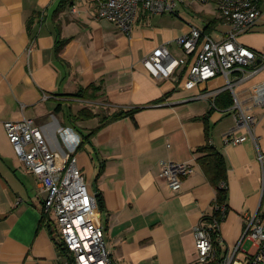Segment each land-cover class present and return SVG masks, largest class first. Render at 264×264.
I'll return each mask as SVG.
<instances>
[{"label": "crops", "instance_id": "obj_1", "mask_svg": "<svg viewBox=\"0 0 264 264\" xmlns=\"http://www.w3.org/2000/svg\"><path fill=\"white\" fill-rule=\"evenodd\" d=\"M191 26H208L215 40L229 30L217 0H180L174 12L162 14L139 9L130 35L98 18L95 0H0V264H70L56 244L59 227L43 210L46 192L5 131L6 121L23 118L35 122L52 150L76 157L114 264H197L194 227L203 214L212 215L216 196L197 150L210 143L227 172L221 250H234L245 216L263 210L257 153L264 151V108L250 90L264 80V68L229 75L256 121L244 142L227 143L236 113L223 75L187 90L188 65L176 69V80L154 78L142 63L161 44L192 62L176 43ZM238 41L264 52V0L256 24ZM58 42H64L60 50ZM84 109L132 112L91 132L100 117ZM164 160L193 164L181 190L159 178ZM255 250L245 240L236 258Z\"/></svg>", "mask_w": 264, "mask_h": 264}, {"label": "built area", "instance_id": "obj_2", "mask_svg": "<svg viewBox=\"0 0 264 264\" xmlns=\"http://www.w3.org/2000/svg\"><path fill=\"white\" fill-rule=\"evenodd\" d=\"M97 17L115 24L123 33L130 35L137 12L143 9L151 14L174 12L180 0H95ZM262 0H217L224 22L229 25L222 40H215L199 27L191 26L188 33L176 39L185 56L174 57L165 44L147 54L143 66L154 78L174 77L177 68L188 65L184 88L192 90L209 79L223 75L226 89L234 99L231 109L236 113L235 125L228 132L227 143L240 144L252 135L256 118L242 107L230 79V73L240 71L255 75L264 68V52H257L239 43L238 36L252 28L260 15ZM257 61L259 63L257 64ZM174 75V76H173ZM178 80V76L174 77ZM219 92V90H218ZM250 99L264 108V80L255 83L250 90ZM226 111V110H225ZM228 111V110H227ZM5 131L17 156L27 169L35 175L46 192L43 210L53 215L60 230V237L74 257L73 264H114L108 250L104 232L95 206L94 196L88 189L84 176L72 154H61L52 150L42 130L30 118L9 120ZM245 131V132H242ZM257 160L261 166L262 193L264 194V151L258 150ZM194 172L188 162L162 161L158 176L174 191L182 188L186 176ZM225 186V185H224ZM222 209L225 206H213ZM206 214L194 227L197 264H264V210L245 216V229L232 252L217 253L223 245L218 220L208 223ZM245 240L253 242L251 251L244 260L236 258Z\"/></svg>", "mask_w": 264, "mask_h": 264}, {"label": "trees", "instance_id": "obj_3", "mask_svg": "<svg viewBox=\"0 0 264 264\" xmlns=\"http://www.w3.org/2000/svg\"><path fill=\"white\" fill-rule=\"evenodd\" d=\"M207 29L208 26L204 29V31L207 33ZM64 42H58L57 45V50H60L61 47L63 46ZM227 91V90H226ZM225 91V92H226ZM229 93V92H228ZM228 93H224L225 96H228ZM82 97H85V95L83 94ZM231 101V98L229 100V102ZM86 114V116H99L100 118V125L96 128L93 129L91 132L96 131L98 128L104 126L105 124L116 120L120 117H123L129 113H131L132 111H125V110H119L116 111L113 114H109L107 115L105 112H103V114L101 113H93L91 112V110L89 109H84L83 110ZM81 111V112H83ZM197 153L199 154V156L197 157V160L200 164V166L202 167L206 177L208 178V180L212 183V185L215 187L216 189V196L215 199L213 201V206H225V212L222 211V209H215L213 210L212 215H206L205 219L206 221H208V223L212 222V220H218L219 222H221L227 215L228 212V204H227V191H228V186H227V181H226V164H225V159L223 157V155L214 147L212 146L210 143L205 144L204 146L198 148ZM225 185V186H224ZM99 205L102 208L103 207V202L102 199L99 198ZM59 240H57V246L59 251L61 252V254L65 255L66 258L68 259L70 264L74 263V257L73 255L69 252V250L67 249V247L65 246L62 238L58 235ZM215 246L217 249V253L218 255L221 254L222 250L221 247L217 246V243L215 242Z\"/></svg>", "mask_w": 264, "mask_h": 264}, {"label": "rangeland", "instance_id": "obj_4", "mask_svg": "<svg viewBox=\"0 0 264 264\" xmlns=\"http://www.w3.org/2000/svg\"><path fill=\"white\" fill-rule=\"evenodd\" d=\"M90 123H91V122H90ZM92 123H93V122H92ZM92 123H91V124H92ZM96 125H97L96 122H94V123H93V126H96ZM263 210H264V202H263ZM245 244H246V243H245ZM246 245H247L246 247H248V246H250V243L248 242Z\"/></svg>", "mask_w": 264, "mask_h": 264}]
</instances>
